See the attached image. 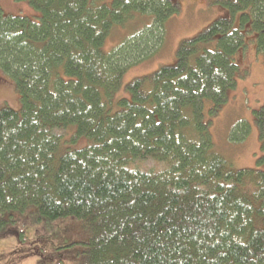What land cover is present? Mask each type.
Instances as JSON below:
<instances>
[{"label":"trees","instance_id":"trees-1","mask_svg":"<svg viewBox=\"0 0 264 264\" xmlns=\"http://www.w3.org/2000/svg\"><path fill=\"white\" fill-rule=\"evenodd\" d=\"M13 1L38 15L0 9V81L19 101L0 109V229L23 212L76 219L83 264H264V169H233L204 118L206 102L212 114L229 103L249 41L264 58V0H218L231 17L125 96L127 69L158 52L177 0ZM138 21L104 50L115 26ZM253 117L262 133L264 105Z\"/></svg>","mask_w":264,"mask_h":264},{"label":"rangeland","instance_id":"rangeland-1","mask_svg":"<svg viewBox=\"0 0 264 264\" xmlns=\"http://www.w3.org/2000/svg\"><path fill=\"white\" fill-rule=\"evenodd\" d=\"M103 1L106 4L112 2ZM177 3L180 12L167 21L164 41L158 45L161 46L158 52L127 69L117 96H125V86L134 80L173 66L183 41L194 38L218 18L231 17L218 0H177ZM0 9L10 16L38 15L26 3L13 0H0ZM238 17L234 20V28H238ZM143 26L139 21L124 27L115 26L112 35L106 39L104 50L116 47ZM253 46L249 41L245 56L239 61L237 86L230 93L229 103L216 114L211 113L210 102H206L204 108L214 151L235 170L264 169V131L261 133L257 129L253 117L254 111L264 105V58L251 48ZM5 106L19 108L14 83L6 77L4 82L0 81V109ZM242 123L250 129L243 139L244 132L239 131ZM233 132L238 141L232 139ZM30 213L16 214L0 229V264H83L88 235L81 222L73 218L49 222Z\"/></svg>","mask_w":264,"mask_h":264}]
</instances>
